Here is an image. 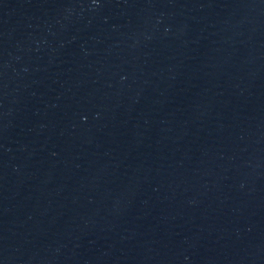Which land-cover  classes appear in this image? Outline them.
<instances>
[{
	"label": "water",
	"instance_id": "obj_1",
	"mask_svg": "<svg viewBox=\"0 0 264 264\" xmlns=\"http://www.w3.org/2000/svg\"><path fill=\"white\" fill-rule=\"evenodd\" d=\"M249 0H0V264H20Z\"/></svg>",
	"mask_w": 264,
	"mask_h": 264
}]
</instances>
